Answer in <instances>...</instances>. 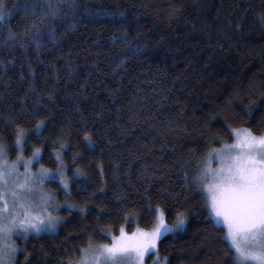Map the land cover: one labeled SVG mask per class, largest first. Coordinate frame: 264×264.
I'll return each instance as SVG.
<instances>
[{"label":"trees","instance_id":"16d2710c","mask_svg":"<svg viewBox=\"0 0 264 264\" xmlns=\"http://www.w3.org/2000/svg\"><path fill=\"white\" fill-rule=\"evenodd\" d=\"M16 2L6 0V7ZM53 2L61 13L54 40L0 45V143L8 159L17 155L19 125L23 155L42 149L33 166L55 169L59 149L70 179L67 195L48 180L61 219L54 232L14 240L23 248L16 264H67L122 227L151 228L149 204L165 211L167 223L177 211L187 220L183 231L158 240L148 262L159 255L167 264H230L220 239L225 230L208 219L184 172L191 176L210 147L231 142V128L264 132V0ZM97 9L122 12L121 23L96 17ZM9 24L21 34L40 24L39 15L19 9ZM125 31L126 39L113 40ZM120 57L126 59L118 64ZM37 120H45L38 134ZM77 166L83 175L72 179ZM65 201L78 207L70 211Z\"/></svg>","mask_w":264,"mask_h":264},{"label":"snow or ice","instance_id":"6c2138e0","mask_svg":"<svg viewBox=\"0 0 264 264\" xmlns=\"http://www.w3.org/2000/svg\"><path fill=\"white\" fill-rule=\"evenodd\" d=\"M23 9L26 15H39L38 26L26 27L21 34H17L10 26V14ZM91 14V13H90ZM60 8L49 0L47 7L33 2H16L12 7H6V0H0V45H17L21 49L30 43L37 47L45 37L56 38L55 21L60 18ZM109 23H121L123 13L97 9L95 14ZM264 16V13L261 14ZM51 18V20L49 19ZM110 18V19H109ZM75 19V18H74ZM7 31L4 32L5 26ZM127 33L114 35L113 40L126 39ZM135 47V46H133ZM11 59V58H10ZM125 57H120L121 63ZM2 63V61H0ZM31 67L29 72L31 73ZM39 103V97H37ZM36 109H33V114ZM45 126V120H37L35 131L38 134ZM234 139L232 143H220L219 147H210L206 158L198 171L191 176L184 172V179L204 201L207 217L213 226H224L226 231L220 239L225 241V247L233 259L230 264H264V132L259 134L247 127L231 128L229 133ZM26 133L19 125L15 128V147L17 155L9 161L7 148L0 143V264H16L18 252L23 248L11 240L13 235L27 238L29 233L55 231L61 219L49 211L53 201L51 191L43 188L46 180L58 181L67 195L70 179L65 173L66 165L61 159L59 149H54L56 168L50 169L41 165L32 169L31 165L41 158L42 149L33 147L32 154L23 155V144ZM85 147L93 150L94 145L88 133L84 134ZM211 143V141H209ZM66 144L61 143L60 148ZM75 159V157H74ZM213 161H218L212 167ZM23 166V171L20 166ZM83 173L77 166L73 169L72 179H78ZM100 175L103 176L101 168ZM101 182V188H103ZM91 195V194H90ZM71 211L78 206L64 202ZM60 204H56L59 208ZM149 209L155 215V226L150 230L137 229L131 234L121 229L119 236L111 237V243H89L87 247L79 249L80 258L69 260L67 264H143L145 253L157 249L158 240L166 234L178 233L184 230L187 217L177 211L173 223H167L165 211L159 206ZM83 213L87 209L80 207ZM127 215V213L125 214ZM107 234V229H101ZM25 260L30 259L24 252ZM167 256L153 257V264H167ZM58 264H64L63 261Z\"/></svg>","mask_w":264,"mask_h":264},{"label":"rangeland","instance_id":"374dc122","mask_svg":"<svg viewBox=\"0 0 264 264\" xmlns=\"http://www.w3.org/2000/svg\"><path fill=\"white\" fill-rule=\"evenodd\" d=\"M233 142V140L231 141V142H229V143H232ZM10 161V160H9ZM35 162H37V161H35ZM34 162V163H35ZM34 163L31 165V167H32V169L35 171V169H37V168H39V167H37V168H35L33 165H34ZM219 162L218 161H213L212 162V164H211V166L212 167H216L217 166V164H218ZM20 170L21 171H23V166L21 165L20 166ZM47 182H48V180H46L44 183H43V188L46 190V191H50L49 190V188H48V186H47ZM59 183V182H58ZM61 186V185H60ZM62 187V186H61ZM56 206V203H55V200H54V198H53V201H52V204L49 206V211H53V209H54V211H53V215H55V216H59L58 215V210H59V208H56L55 207ZM61 208V207H60ZM206 209V208H205ZM206 213H207V210H206ZM58 224V223H57ZM155 226V223H154V225L151 227V228H153ZM221 227H223L224 228V230L226 231V228L224 227V226H222V225H220ZM139 227H135L134 229H133V231H131V232H127L126 230H125V228L124 227H122L121 229H123L126 233H128V234H131V233H133L134 231H136L137 229H138ZM151 228H148V229H146V230H150ZM121 229L119 230V232H118V234H116V235H111L110 236V241L109 242H94V243H91V244H97V243H111L112 241H111V237H113V236H119L120 234H121ZM139 229H142V228H139ZM49 232H54V231H49ZM41 233H43V232H41ZM37 235L36 233H29L28 235ZM40 234V233H39ZM26 238H23V237H21V236H19V235H13L12 237H11V240L12 241H14L15 240V242H18V240H25ZM17 240V241H16ZM153 252V251H152ZM81 255V254H80ZM148 255H149V253H145V258H144V262H143V264H153V261L152 262H148V260H147V258H148ZM80 258V256L78 257V259ZM125 264H126V262H125ZM157 264H160V262L158 261L157 262Z\"/></svg>","mask_w":264,"mask_h":264}]
</instances>
